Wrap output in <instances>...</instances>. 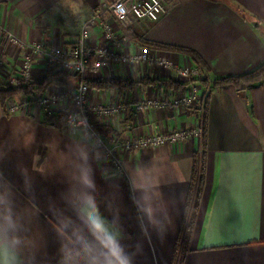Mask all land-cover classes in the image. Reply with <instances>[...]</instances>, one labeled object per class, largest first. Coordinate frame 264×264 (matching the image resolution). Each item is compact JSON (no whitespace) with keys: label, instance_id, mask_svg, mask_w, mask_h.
<instances>
[{"label":"crops","instance_id":"crops-1","mask_svg":"<svg viewBox=\"0 0 264 264\" xmlns=\"http://www.w3.org/2000/svg\"><path fill=\"white\" fill-rule=\"evenodd\" d=\"M114 1L0 0V56L5 62L0 84L23 82L21 69L28 59L29 81H42L47 51L70 48L84 23L102 12L90 29L89 47L108 46L122 56L147 50L179 68L200 67L209 79L201 109L135 113L127 105L151 95L173 96L177 89L163 85L93 89V104L115 100L127 105L106 124L113 135L145 136L199 123L205 124V132L177 145L124 153L123 170L116 172L83 129L51 124L37 103L11 113V99L6 105L0 102V201L12 208L20 225L24 264H53L82 246L88 248L91 264H107L100 241L90 239L84 224L83 213L92 212L89 202L106 226L123 236L120 243L129 264H172L184 219L192 216L198 199L196 157L199 165L205 163L204 182L184 264H264V81L246 92L213 82L247 73L264 61V0H170L160 20L135 19L128 26L108 10ZM107 26L113 41L106 36ZM138 37L194 49L202 62L181 51L146 45ZM36 44L44 51L29 48ZM177 69L111 56L88 79L148 76L183 82ZM67 74L74 90L77 79ZM47 91L68 89L53 83Z\"/></svg>","mask_w":264,"mask_h":264},{"label":"built area","instance_id":"built-area-1","mask_svg":"<svg viewBox=\"0 0 264 264\" xmlns=\"http://www.w3.org/2000/svg\"><path fill=\"white\" fill-rule=\"evenodd\" d=\"M170 0H115L108 6V10L115 19L123 26L130 25L135 19L150 20L156 22L169 11ZM102 17V12H98L94 17L87 20L82 26L81 33L77 41L70 47L64 46L50 48L46 55L50 65L57 71L67 72L77 79L75 89L69 93L63 91H46L43 95L21 96L19 100L8 104L11 113L23 111L32 103H37L44 110L46 115L53 117L55 123L65 124L73 129H83L86 134L94 140L96 146L102 149L116 172L123 170L122 155L133 149H151L164 145H177L184 143L191 137H200L203 133L201 123L190 129L172 130L168 132L152 133L145 136L126 135L122 137L109 136L99 132L98 125H106L120 117L130 106L135 113L143 112L152 108H177L201 109L205 102L203 86L192 83L185 89L176 90L168 96H148L135 102L122 105L117 101L109 104H93V88L88 84L90 73H98L105 65L108 57L114 56L122 58L125 62L133 64L147 63L150 66L170 70L177 69V73L183 82L190 81L191 78L200 79L204 72L200 67L187 68L176 67L174 62L164 56H156L147 50L131 55H119L110 47L105 46L98 49L89 47L90 29ZM1 28V27H0ZM106 36L113 41V33L109 26L106 27ZM14 42L19 43V39L11 36ZM35 51H44L41 44L29 47ZM95 57H100L95 60ZM5 62L0 56V72ZM29 59L23 64L21 78L29 80L31 77Z\"/></svg>","mask_w":264,"mask_h":264},{"label":"trees","instance_id":"trees-1","mask_svg":"<svg viewBox=\"0 0 264 264\" xmlns=\"http://www.w3.org/2000/svg\"><path fill=\"white\" fill-rule=\"evenodd\" d=\"M250 19H254V17H250ZM131 33V32H130ZM140 42L154 46V47H165L172 50L181 51L187 54H190L195 60L198 62H202L200 55L194 49L188 47H180V46H173V45H164L157 42H152L146 40L144 37L137 38ZM68 74L64 71H57L53 69V67L48 63V68L46 71L45 78L40 82H31L29 80H24L23 82L11 86L8 84H0V102L3 105L18 96V95H43L46 93L47 88L53 84L57 83L59 85H66L68 92H72L73 90L69 87L68 81ZM208 77L204 75L200 79L191 78L188 82H180L173 78H157L153 79L148 76L141 78L139 80L135 79H125L122 77H115V78H98V79H88L87 82L93 89L98 90H115V89H123V88H134L137 85H163L164 87H168L171 89H185L192 83H199L202 86H206L208 84ZM264 81V61L253 70L241 74V75H228L224 77H219L214 79V84L218 86H234L240 92H246L250 87L263 82ZM47 120L51 122V124H56L55 119L46 115ZM203 129L205 132V124L203 125ZM99 132L106 134V135H113L115 130L108 125H102L98 127ZM204 171H205V163L204 160L199 165L198 158L196 157L195 168L193 173V183L197 181L199 182L198 186V199L195 202L193 209H192V216L188 219L186 215L184 219L185 229L181 233L178 243L176 246V251L174 255V259L172 264H184L185 255L189 251L190 248V241L193 232L194 220L197 213V205L200 198L201 187L204 182ZM190 201H188V209L190 207ZM87 249V250H86ZM53 264H91L89 250L86 246L79 247L75 251L59 258Z\"/></svg>","mask_w":264,"mask_h":264},{"label":"clouds","instance_id":"clouds-1","mask_svg":"<svg viewBox=\"0 0 264 264\" xmlns=\"http://www.w3.org/2000/svg\"><path fill=\"white\" fill-rule=\"evenodd\" d=\"M89 204L92 212L90 215L84 212L83 218L90 239L100 241V246L106 252L107 264H129L125 255L126 246L120 243L123 236L112 232L96 206L91 202ZM0 205V264H24L20 225L12 208L4 201H0ZM101 236L103 240L98 238Z\"/></svg>","mask_w":264,"mask_h":264},{"label":"rangeland","instance_id":"rangeland-1","mask_svg":"<svg viewBox=\"0 0 264 264\" xmlns=\"http://www.w3.org/2000/svg\"><path fill=\"white\" fill-rule=\"evenodd\" d=\"M91 18H92V17H91ZM91 18H90V19H91ZM20 98H21V97H20ZM12 100H13V101H16V100H19V99H17L16 97H14V98L11 99V101L8 102V104H10L11 102H13Z\"/></svg>","mask_w":264,"mask_h":264},{"label":"water","instance_id":"water-1","mask_svg":"<svg viewBox=\"0 0 264 264\" xmlns=\"http://www.w3.org/2000/svg\"><path fill=\"white\" fill-rule=\"evenodd\" d=\"M254 24H257L256 22Z\"/></svg>","mask_w":264,"mask_h":264}]
</instances>
